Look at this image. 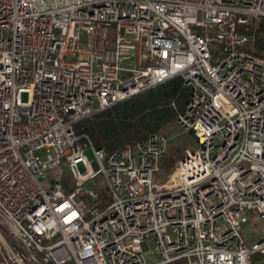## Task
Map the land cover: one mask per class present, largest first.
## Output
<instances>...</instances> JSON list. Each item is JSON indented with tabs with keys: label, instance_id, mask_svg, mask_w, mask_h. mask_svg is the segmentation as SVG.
I'll list each match as a JSON object with an SVG mask.
<instances>
[{
	"label": "built area",
	"instance_id": "obj_1",
	"mask_svg": "<svg viewBox=\"0 0 264 264\" xmlns=\"http://www.w3.org/2000/svg\"><path fill=\"white\" fill-rule=\"evenodd\" d=\"M263 20L264 0H0V264L264 257ZM173 78L195 146L160 184L161 134L106 154L75 131Z\"/></svg>",
	"mask_w": 264,
	"mask_h": 264
},
{
	"label": "trees",
	"instance_id": "obj_2",
	"mask_svg": "<svg viewBox=\"0 0 264 264\" xmlns=\"http://www.w3.org/2000/svg\"><path fill=\"white\" fill-rule=\"evenodd\" d=\"M255 49L264 52L263 21L257 31ZM186 99L187 91L180 79L173 78L94 113L75 124L74 129L85 133L95 149L109 154L156 133L183 109ZM163 159L159 167L167 172L172 162Z\"/></svg>",
	"mask_w": 264,
	"mask_h": 264
},
{
	"label": "rangeland",
	"instance_id": "obj_3",
	"mask_svg": "<svg viewBox=\"0 0 264 264\" xmlns=\"http://www.w3.org/2000/svg\"><path fill=\"white\" fill-rule=\"evenodd\" d=\"M264 22V20H263ZM258 54L264 56V52H258ZM24 100V96L21 98ZM157 133L161 134L166 139V150L163 160L172 162L171 167L165 172L162 168L159 169L157 179L152 178V183L160 184L170 173L174 163L182 156L185 149H191L195 146V140L193 136L187 132H184L176 124L174 119L163 125ZM87 159H91V154L88 150L85 151ZM80 168V165H78ZM263 230L261 223H254L246 225L240 229V235L246 243L254 240ZM147 261H151L149 257H146ZM249 264H264V257L253 256Z\"/></svg>",
	"mask_w": 264,
	"mask_h": 264
}]
</instances>
